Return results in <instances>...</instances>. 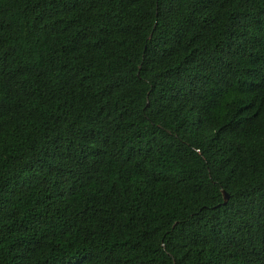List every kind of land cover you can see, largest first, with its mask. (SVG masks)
Masks as SVG:
<instances>
[{
	"label": "trees",
	"instance_id": "trees-1",
	"mask_svg": "<svg viewBox=\"0 0 264 264\" xmlns=\"http://www.w3.org/2000/svg\"><path fill=\"white\" fill-rule=\"evenodd\" d=\"M0 264H264V0H0Z\"/></svg>",
	"mask_w": 264,
	"mask_h": 264
},
{
	"label": "water",
	"instance_id": "water-1",
	"mask_svg": "<svg viewBox=\"0 0 264 264\" xmlns=\"http://www.w3.org/2000/svg\"><path fill=\"white\" fill-rule=\"evenodd\" d=\"M223 192H224V196H225V202H227L229 199V195L225 190H223Z\"/></svg>",
	"mask_w": 264,
	"mask_h": 264
}]
</instances>
